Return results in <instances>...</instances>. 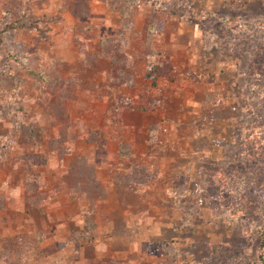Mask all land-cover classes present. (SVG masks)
I'll use <instances>...</instances> for the list:
<instances>
[{
  "label": "rangeland",
  "instance_id": "1",
  "mask_svg": "<svg viewBox=\"0 0 264 264\" xmlns=\"http://www.w3.org/2000/svg\"><path fill=\"white\" fill-rule=\"evenodd\" d=\"M133 2L126 43L103 49L127 0H0V264H264V0ZM122 136L147 154L136 226L114 215L107 243L94 215L43 227L59 193L92 200L76 147Z\"/></svg>",
  "mask_w": 264,
  "mask_h": 264
},
{
  "label": "crops",
  "instance_id": "2",
  "mask_svg": "<svg viewBox=\"0 0 264 264\" xmlns=\"http://www.w3.org/2000/svg\"><path fill=\"white\" fill-rule=\"evenodd\" d=\"M102 16L104 17L103 20L106 21L105 17L107 16H105L104 14ZM107 21L109 22L107 23V26L109 28L107 27L108 29L106 32V36L111 34L112 29L114 28L115 30L116 27L113 21H110L109 18H107ZM138 21L139 20L136 18V28L138 27ZM114 32L112 35H114ZM97 67V69H99V66ZM88 92H92L91 89ZM92 110L94 109L92 108ZM81 115L83 117L84 115H86V113L82 112L80 113V116ZM72 117L75 118L76 116ZM121 140L122 143L120 144L117 139L110 138L109 141L103 139L101 142L93 145L91 147V153L88 154L82 153L80 151V148L76 147L75 152L80 157H76L75 164H77L75 165V167L77 169H73L72 173L74 172V175H78V177L80 176V178L81 173L86 172L88 174V179L91 184L89 189V197L92 200L89 201L87 199L88 196H85L84 194H82L80 197L76 195L74 198V196L72 195H62L61 193H59L58 197L60 198V201H55L54 203L59 206V218L57 219L58 223L56 222V224L52 225V217L49 214V210L44 209L45 217L41 221V225L43 227L47 226L45 228L48 229L49 226V230L63 229L65 225L70 221H75V224H81L83 223V221H86V215H94V219L92 220L98 223L96 229L99 231L105 230L108 233L105 240V243H107L109 240L113 239V231L116 228L115 221L118 220V217L116 219V216L114 215L125 214L127 217V215L129 213L131 214L132 212V214L135 213L137 215H140L142 213L143 210L140 211L141 208L139 207L141 206H137V201H141L140 198L145 197V182L141 183V181H139L136 176H134V172L137 171L136 169L145 167L146 165L144 159L142 160L141 157H144L143 155L147 154L141 153L142 151H140V146L145 150V145L138 146V144L140 143L130 142V140L126 136H122ZM57 155L58 161H56V163L54 164H56L59 170H61L59 171V173L64 174L67 171L69 172V167L72 159L68 160L66 157L70 156V154L63 155L64 157H61L59 153ZM148 156H150L149 158L154 157L153 154ZM45 165H52V161L49 159L44 164V166ZM39 180L43 189V187H45V184L48 182L42 177V175ZM8 182L9 180L1 182L0 189L3 188V185L9 186L10 182ZM24 182L25 180L22 179V181L16 184L15 187L18 190L16 196H12L20 199H22V197L25 198V188L23 184ZM76 184L78 190L84 189L85 184L81 182H76ZM68 206L76 207V212L72 213L71 215L68 214ZM90 206L93 207H91V209H88ZM131 208H134L135 210L131 211ZM28 211H30V209H18V212H23L27 215V217H23L22 219V221L25 220L26 223L22 224L23 226L21 228L31 227V223H29V221H32L33 218L28 217V215H30V212ZM125 221L126 223H124V229L128 230L136 226L132 223L129 215L128 219L126 218ZM138 222L139 224L141 223L140 220ZM30 230L32 231L33 229L30 228ZM96 237L97 239L94 244L97 247L100 243V236L96 235ZM96 256H98L97 251L95 257Z\"/></svg>",
  "mask_w": 264,
  "mask_h": 264
},
{
  "label": "trees",
  "instance_id": "3",
  "mask_svg": "<svg viewBox=\"0 0 264 264\" xmlns=\"http://www.w3.org/2000/svg\"><path fill=\"white\" fill-rule=\"evenodd\" d=\"M113 1L114 0H107L108 4L110 6H112V2ZM133 4H134L133 0H127V6L123 7V9L120 10V14L121 15H118V16H120V19H119V27L117 28V37H119V38L117 40H115V41L111 40V39H114V38H105L103 40V45H102L103 49H111L110 45L113 42H121L122 41L123 44L126 43V41H127L126 33L132 31L133 26H134L133 18L131 17V13L128 10V5H133ZM130 7H132V6H130ZM162 10H164V9H162ZM166 12L176 13L177 11L175 9H167ZM30 26H33L34 28H37L36 23H32V25L30 24ZM84 29H87V31H90L86 24H85ZM7 31L8 30H6V29L0 30V51L4 48L3 47L4 46L3 45L4 41H5V36L4 35L7 34ZM152 73H155V71H152ZM154 77H155L154 78V81H155L156 80V75ZM262 110H263V113H264V105L262 107ZM263 117H264V115H263ZM237 154H238V152H236L235 155L238 156ZM251 162L253 163L254 166H256V165H264V158L261 156V158L256 160V162L255 161H251ZM252 174H255V173H252ZM245 190L246 189H244V191ZM262 245L264 246V237H263ZM261 260L264 261L262 255H261Z\"/></svg>",
  "mask_w": 264,
  "mask_h": 264
}]
</instances>
